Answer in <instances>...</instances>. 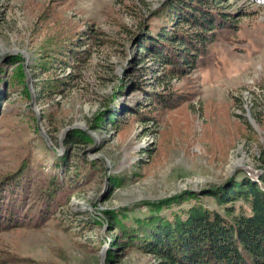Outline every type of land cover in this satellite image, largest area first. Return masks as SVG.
Listing matches in <instances>:
<instances>
[{
  "label": "rangeland",
  "instance_id": "rangeland-1",
  "mask_svg": "<svg viewBox=\"0 0 264 264\" xmlns=\"http://www.w3.org/2000/svg\"><path fill=\"white\" fill-rule=\"evenodd\" d=\"M165 2L0 0V180L12 174L0 207L14 202L25 219L0 252L15 264H157L116 237L107 211L141 214L149 201L260 173L264 5L221 4L240 14L234 41L172 76L138 46L150 27L167 28L156 17ZM75 132L86 139L70 142ZM47 173L59 178L51 199L37 191Z\"/></svg>",
  "mask_w": 264,
  "mask_h": 264
},
{
  "label": "trees",
  "instance_id": "trees-1",
  "mask_svg": "<svg viewBox=\"0 0 264 264\" xmlns=\"http://www.w3.org/2000/svg\"><path fill=\"white\" fill-rule=\"evenodd\" d=\"M226 1L167 0L156 17L167 18L168 26L156 24L138 39L142 56L153 58L172 76H186L197 67L208 66L210 47L222 38L232 43L240 29V14L220 9ZM248 1L264 5V0ZM156 99L163 107L175 103L167 96ZM117 115L112 110L107 118L116 119ZM105 118L101 117V125ZM85 139L76 132L69 137L72 143ZM50 173L43 176L49 177L47 186L37 187L38 195H46V199L53 197L50 184L59 182L56 175L50 178ZM210 198L215 204L208 203ZM146 205L148 209L141 214L125 207L107 211L106 218L119 229L116 237L123 236L126 247L152 255L157 264H264V165L257 177L250 173L241 178L233 176L199 193L185 190ZM16 207L14 202L0 207V236L24 225ZM50 207L48 204L45 214ZM8 257L0 252V264H15Z\"/></svg>",
  "mask_w": 264,
  "mask_h": 264
}]
</instances>
